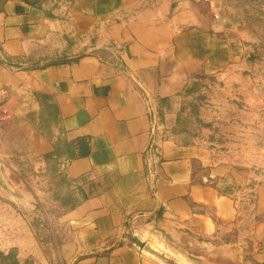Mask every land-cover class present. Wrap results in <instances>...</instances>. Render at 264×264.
<instances>
[{"label":"crops","instance_id":"1","mask_svg":"<svg viewBox=\"0 0 264 264\" xmlns=\"http://www.w3.org/2000/svg\"><path fill=\"white\" fill-rule=\"evenodd\" d=\"M147 4L0 0V117L35 121L44 153L65 142L87 151L64 164L78 197L60 219L58 260L172 264L149 244L179 264H264L260 219L253 239H235L251 232L235 227L249 164L166 134L180 113L162 99L180 96L189 67L219 47ZM223 236L232 240L213 242Z\"/></svg>","mask_w":264,"mask_h":264},{"label":"rangeland","instance_id":"2","mask_svg":"<svg viewBox=\"0 0 264 264\" xmlns=\"http://www.w3.org/2000/svg\"><path fill=\"white\" fill-rule=\"evenodd\" d=\"M147 6L170 23L185 20L187 32L204 33L219 47L214 60L189 67L183 93L166 101L168 110L180 113L179 125L166 134L249 164L251 179L246 199L236 203L235 227L251 232H236L235 239H253L258 222L264 223L258 213L259 198L264 202V0H148ZM8 116L0 117V264H62L57 250L66 228L60 219L78 197L64 169L72 154L68 145L44 153L36 122ZM227 240L232 238L213 242ZM147 249L179 264L149 244Z\"/></svg>","mask_w":264,"mask_h":264},{"label":"trees","instance_id":"3","mask_svg":"<svg viewBox=\"0 0 264 264\" xmlns=\"http://www.w3.org/2000/svg\"><path fill=\"white\" fill-rule=\"evenodd\" d=\"M166 101H168V98H164V99H162V103H166ZM53 111L54 110V107L52 106V105H49L48 106V115L50 116L51 115V113H50V111ZM54 113V112H53ZM53 113H52V116H54L53 115ZM160 117H163V114L160 112ZM50 121V120H49ZM62 145H68L69 146V148L67 149V152H69V153H71L72 154V157H70L69 159H72V158H74V157H76V156H80V155H85V154H87V151H84V152H82V151H80V152H76L75 151V147H74V144L73 143H61L60 145L58 144L57 145V147L58 146H62ZM68 159V160H69ZM71 182V181H70Z\"/></svg>","mask_w":264,"mask_h":264},{"label":"water","instance_id":"4","mask_svg":"<svg viewBox=\"0 0 264 264\" xmlns=\"http://www.w3.org/2000/svg\"><path fill=\"white\" fill-rule=\"evenodd\" d=\"M69 60H71L70 57H65V58L52 59V60H49V61H53V62H61V61H69Z\"/></svg>","mask_w":264,"mask_h":264}]
</instances>
